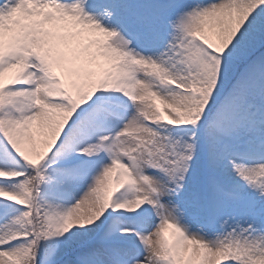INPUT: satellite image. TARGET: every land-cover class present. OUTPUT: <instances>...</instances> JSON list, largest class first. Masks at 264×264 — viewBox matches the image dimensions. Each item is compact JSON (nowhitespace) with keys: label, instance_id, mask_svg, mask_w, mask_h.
Here are the masks:
<instances>
[{"label":"snow or ice","instance_id":"1","mask_svg":"<svg viewBox=\"0 0 264 264\" xmlns=\"http://www.w3.org/2000/svg\"><path fill=\"white\" fill-rule=\"evenodd\" d=\"M0 26V264H264V0H0Z\"/></svg>","mask_w":264,"mask_h":264},{"label":"rangeland","instance_id":"2","mask_svg":"<svg viewBox=\"0 0 264 264\" xmlns=\"http://www.w3.org/2000/svg\"><path fill=\"white\" fill-rule=\"evenodd\" d=\"M14 72H15V69H11V70H9L8 72L5 73V82L6 83L8 81V78L10 76H12L14 74ZM193 95L194 96H198L199 93L193 91ZM3 100H4L3 93L0 92V104L3 103ZM128 111L131 112V108H129ZM164 111L166 113L173 112V110H170L168 108H164ZM174 114L177 115V116H179V117H181V118H183V119H188L190 116H192V113L191 112H188V111L175 112ZM119 126H120L119 125V122H117V123L109 126L108 129L110 131H115L116 128H118ZM99 154H100V156L97 157L93 163L91 161L89 162V165H91V168H89V167L87 168V171L89 170L90 172H94L93 173V177H94L95 174H97L99 172V170L101 169V167H102L103 164L108 163V156H107V154L104 153V152H101ZM147 172H148L149 175H158L157 173L153 172V170H151V169H148ZM92 178L91 179H88V180H85L84 182H81V181L80 182H77V183L73 184L70 188H68L65 191H63L62 193H60V195H59V197L57 199L58 205L62 209L69 208L87 190L88 186L90 185V183L92 181ZM106 195H107V192L104 193L100 197L99 207H105V204H106ZM60 197H61V199H60ZM61 200H63V201H61ZM110 210L114 211L116 209L113 208V209H110ZM4 222H5L4 220L0 219V224H3ZM74 227H78V226H74ZM20 230L23 231V229H20ZM227 254L228 255H232L233 254V250L229 249ZM236 254H238V252Z\"/></svg>","mask_w":264,"mask_h":264},{"label":"bare ground","instance_id":"3","mask_svg":"<svg viewBox=\"0 0 264 264\" xmlns=\"http://www.w3.org/2000/svg\"><path fill=\"white\" fill-rule=\"evenodd\" d=\"M3 29H2V27L0 26V31H2Z\"/></svg>","mask_w":264,"mask_h":264}]
</instances>
